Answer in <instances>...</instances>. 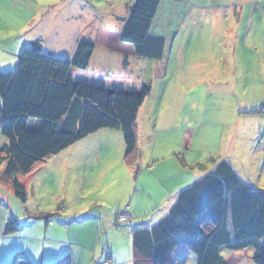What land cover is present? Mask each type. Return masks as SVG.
<instances>
[{
    "label": "trees",
    "instance_id": "1",
    "mask_svg": "<svg viewBox=\"0 0 264 264\" xmlns=\"http://www.w3.org/2000/svg\"><path fill=\"white\" fill-rule=\"evenodd\" d=\"M160 1L134 0L121 29L97 28L93 37L78 40L71 58L43 52L35 40L19 53L13 70L0 71V134L6 140L0 145V178L22 203L26 189L19 176L31 174L97 130H120L123 159L129 166L136 164V119L151 84L113 87L77 79L72 69L87 68L96 44L160 60L165 39L150 34ZM56 214L34 217L53 224ZM19 227L16 219H10L5 233ZM129 231L133 264H177L187 254L195 256L196 264H229L222 249L247 248L253 249L254 264H264V193L244 182L230 162L220 160L181 188L159 218L135 223ZM6 264L36 263L16 251ZM50 264H72L70 253Z\"/></svg>",
    "mask_w": 264,
    "mask_h": 264
},
{
    "label": "rangeland",
    "instance_id": "2",
    "mask_svg": "<svg viewBox=\"0 0 264 264\" xmlns=\"http://www.w3.org/2000/svg\"><path fill=\"white\" fill-rule=\"evenodd\" d=\"M99 2L106 8V15L124 14V11H118L119 0H114L112 6L105 0ZM163 2L166 5L162 4L158 21L163 26L164 24L168 26L163 28L168 36L165 76L161 78L160 62L152 64L148 59L137 60L144 61L142 63L145 66L141 69L139 63L135 72L145 78L143 79L145 83L151 84L146 106L149 108L153 106L154 117L159 118L164 113L166 118H169V123H173L172 129L164 131L159 124L158 133L154 134V138L158 143L168 140L169 143L166 145L173 147L175 146L173 139H180L184 133L190 138L192 129L200 127L195 133L200 135V140L195 139L192 148L187 149L188 138L187 146L183 148L181 154L185 160L187 159L190 171L198 172L197 169L202 167L193 163L195 161L207 163L208 154L216 158L228 156L240 178L264 193V0H163ZM179 5L181 7H178ZM198 15V18L195 17L198 22L194 28H190L192 25L190 21L177 30L180 21L194 20L193 17ZM115 22L117 21H108L109 24ZM157 29L161 30L160 26H157ZM179 48L183 54L182 63L176 60ZM96 62L99 63L97 60ZM127 62L133 63L128 59L123 61L124 66ZM123 72L125 71L112 75V79L115 80V77ZM160 79L164 81L165 89L161 88ZM177 84H181L182 87L176 92L173 88ZM29 126H32L31 122ZM2 139L6 141L0 134V145ZM205 151L208 154H204ZM53 159L42 163L40 168L31 173L33 176L18 177L26 189V201L22 203L10 195L13 210L18 212L21 208L39 209L46 214H59L66 206L65 208L72 211V214H76L72 215V222H64L59 215L51 219L52 223L58 225L64 223L68 225L67 227L72 225L68 234L62 231L56 236L58 240L71 242L70 246L80 249V253L75 255L69 252L72 264H133L131 234L128 230L135 223L156 220L161 216V211L148 213L146 219L119 221L113 213L122 201L129 203L125 198L127 193L124 192L105 195L104 204L90 200L85 203L88 204L85 213L77 211V206L82 204L81 201L66 203L56 199L55 194L63 193L61 187L49 183L45 185L48 188L39 189L36 186L39 178H42L40 180L43 182V177H47L53 167ZM2 181L0 178V182ZM78 192L77 200L80 196L92 199L87 192L80 190ZM52 194L53 197L50 196ZM91 210H94V215H90ZM111 210L114 211L110 213ZM62 215L72 218L69 216L70 213L66 214L64 211ZM41 219H29V223L24 219L16 220L20 227L24 223L27 224L24 235L33 230L30 234H35L36 237L35 227L32 229L30 227L39 222L44 227L46 222ZM95 223L100 227H94ZM38 236H42V231ZM80 247L88 251L87 254L82 253ZM252 252V248L240 251L246 256ZM244 262L254 264L251 258ZM177 264H196L195 256L182 255Z\"/></svg>",
    "mask_w": 264,
    "mask_h": 264
},
{
    "label": "crops",
    "instance_id": "3",
    "mask_svg": "<svg viewBox=\"0 0 264 264\" xmlns=\"http://www.w3.org/2000/svg\"><path fill=\"white\" fill-rule=\"evenodd\" d=\"M105 1L110 6L114 4V0ZM133 1L119 0L118 11H124V14L120 16L112 13L106 15V8L101 6L99 0H0V71L13 70L17 66L19 53L35 40L40 41L41 51L62 58H71L78 40L82 37H93L97 28L107 26L121 29L124 19L129 13L128 7ZM162 4L166 5L163 0L160 1L156 16L150 27L151 35H162L161 37L165 39L162 58L160 60H150L152 64H154L153 62H156V64L160 62L161 78L165 76L168 39L163 29L168 26L166 24L163 26L158 21ZM178 7H181V5ZM195 17L198 18L199 15L194 16V20L180 21L177 30L179 31L181 27L189 24L190 21H192L190 28H194L198 22ZM106 19L107 22H105ZM114 20L117 22L108 23V21L113 22ZM157 26H160L161 30L157 29ZM189 42H191V38ZM177 53L176 60L182 63L183 54L180 53V48ZM128 59L133 61L134 64L127 62V65L124 66L123 61ZM137 60L145 59L132 54L124 55L121 52L96 44L87 68L82 70L72 69V74L75 78L87 82L113 87H136L145 83L143 80L145 78L141 74H135L139 63L141 69L145 66L142 63L144 61ZM156 68L158 69V67ZM121 71L125 72L115 77V80L112 79V75H116ZM176 73L178 74L177 70ZM163 83L164 81H161L160 85L162 89H165ZM181 87V84H177L173 89L177 92L181 90ZM148 97L141 105L136 119L139 155L135 165L129 166L123 159L125 144L121 131L103 128L68 146L53 157L54 159L51 158L50 160L53 159V167L47 177H43V182L40 180L42 178H39L36 186L40 189V187L48 188L45 186L48 183L52 186L56 184L63 189V193L55 194L56 199L63 200L66 203L81 201L82 204L77 206V211H83L84 213L88 207V204L85 203L90 200H93L94 203L104 204L105 195H114L115 192L127 193L128 198L126 196L125 198L129 200V203L122 201L113 215L116 217V212L126 211L129 214L128 221H131L133 218L146 219L148 213H153L156 210L161 211V213L166 211L179 190L196 177L201 176L200 173L211 170L217 161L227 160L230 162L228 156L216 158L212 155L209 156L210 154L205 151L204 154H208L207 163L195 161L193 165H199L202 168L197 169L198 172L195 173L190 171L191 168L188 167L187 159L185 160L184 156L181 155L183 148L187 146L186 141L189 136L184 133L180 139H173L175 143L173 147L166 145L169 143L168 140L158 143L157 139L154 138V134L158 133V125L161 124V129L164 131L172 129L173 123H169V118H166L164 113L159 118L154 117L153 106L150 108L146 106L149 101ZM174 103L176 102L174 101ZM169 104H172V102H169ZM199 128L192 129L189 148L187 149L192 148L195 139L200 140V135H195ZM1 141L2 144L5 142L3 139ZM23 180H26V178H23ZM79 190L87 192V195L92 199H85L80 196L77 200ZM40 194L41 191L39 190ZM10 195H13L14 199L16 198L9 184L4 181L0 182V264H6L16 251L22 252L36 264H49L69 252L72 255L80 253V249L70 246L71 242L56 238L62 231L68 234L72 225L67 227L66 223L63 225L45 223L44 227L40 222L35 225L32 224L30 228L35 227L36 237L35 234H30L33 230H29L24 235L27 227L26 223L19 227V231L6 234L5 226L10 219H24L29 223V219L42 220L41 218H35V215L46 214L39 209L24 208L22 210L21 207H19L21 211L15 212L11 206L13 201H11ZM50 196L53 197L54 194ZM142 198L144 206L141 207ZM65 207L56 215H59L64 222H72V215L76 214H72L73 212ZM63 211L66 214L70 213L69 216H72V218L62 215ZM113 211L111 210L110 213ZM90 215H94V210L90 211ZM96 223L94 227H100V225L97 227ZM40 231H42L41 237L38 236ZM128 232L130 233L129 230ZM86 248L89 247L86 246ZM87 252L82 251L84 254H87ZM222 255L229 264H249L244 261H249L252 257V254L246 256L240 251L227 249H222Z\"/></svg>",
    "mask_w": 264,
    "mask_h": 264
},
{
    "label": "built area",
    "instance_id": "4",
    "mask_svg": "<svg viewBox=\"0 0 264 264\" xmlns=\"http://www.w3.org/2000/svg\"><path fill=\"white\" fill-rule=\"evenodd\" d=\"M128 218H129V214L126 211H121L118 214V219H120V220H126Z\"/></svg>",
    "mask_w": 264,
    "mask_h": 264
}]
</instances>
